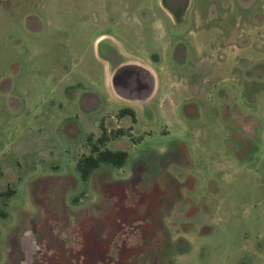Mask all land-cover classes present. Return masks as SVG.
<instances>
[{
	"label": "rangeland",
	"instance_id": "1",
	"mask_svg": "<svg viewBox=\"0 0 264 264\" xmlns=\"http://www.w3.org/2000/svg\"><path fill=\"white\" fill-rule=\"evenodd\" d=\"M101 32L155 70L132 122ZM0 264H264V0H0Z\"/></svg>",
	"mask_w": 264,
	"mask_h": 264
},
{
	"label": "crops",
	"instance_id": "2",
	"mask_svg": "<svg viewBox=\"0 0 264 264\" xmlns=\"http://www.w3.org/2000/svg\"><path fill=\"white\" fill-rule=\"evenodd\" d=\"M115 19L116 18H111L109 21L116 24ZM100 26H103V23L100 24ZM102 43L103 47L101 48ZM93 49L96 58H101V52L105 57L103 83L106 90L108 89L116 98L127 103L134 101L146 102L150 99L157 85L155 70L151 65L146 63L143 59L135 57L125 51L116 36L108 32H101L95 36L93 40ZM125 71L131 74L129 77H125L124 83H127V85L122 86L119 80L122 78L124 79L126 75L124 73ZM147 81L152 88L147 96L143 98L141 94L143 91H146L147 87L142 85ZM97 103H99V97L94 93H86L81 101L82 108L85 111L91 110ZM128 104V107L125 108H131L135 115L134 106L132 103ZM117 113H113L112 116H116V118L122 122H132L129 115L118 118ZM93 133L95 135L97 134L96 132Z\"/></svg>",
	"mask_w": 264,
	"mask_h": 264
},
{
	"label": "trees",
	"instance_id": "3",
	"mask_svg": "<svg viewBox=\"0 0 264 264\" xmlns=\"http://www.w3.org/2000/svg\"><path fill=\"white\" fill-rule=\"evenodd\" d=\"M129 115L131 120H135L134 112L131 108H122L117 113V117ZM99 135L93 141L94 133H91L87 137V143L90 146L88 154L80 157L77 162V169L81 176L86 178L93 170L98 168L100 165H112L114 167H121L124 165L127 158V152L122 149L112 150L107 148L106 144L109 141L116 140L121 136L126 135V131L123 128L108 130L103 123V120L99 124Z\"/></svg>",
	"mask_w": 264,
	"mask_h": 264
},
{
	"label": "water",
	"instance_id": "4",
	"mask_svg": "<svg viewBox=\"0 0 264 264\" xmlns=\"http://www.w3.org/2000/svg\"><path fill=\"white\" fill-rule=\"evenodd\" d=\"M124 68H126V67H124ZM124 68H122V69H124ZM126 75L124 76V79L122 78L121 80H119V82H120V85H124V86H126L127 85V83H124L125 82V77H129V75L131 74V73H129V72H124ZM142 86H146L147 87V89H146V91H143L142 92V94H141V96L144 98V97H146L147 96V94L151 91V85H150V83L147 81V82H144V85H142Z\"/></svg>",
	"mask_w": 264,
	"mask_h": 264
},
{
	"label": "flooded vegetation",
	"instance_id": "5",
	"mask_svg": "<svg viewBox=\"0 0 264 264\" xmlns=\"http://www.w3.org/2000/svg\"><path fill=\"white\" fill-rule=\"evenodd\" d=\"M100 132V131H99Z\"/></svg>",
	"mask_w": 264,
	"mask_h": 264
}]
</instances>
